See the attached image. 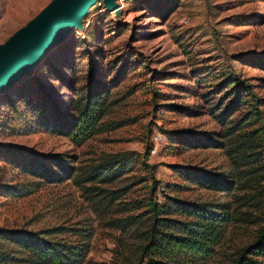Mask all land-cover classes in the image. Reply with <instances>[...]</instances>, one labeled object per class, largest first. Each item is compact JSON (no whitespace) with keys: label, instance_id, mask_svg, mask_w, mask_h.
Here are the masks:
<instances>
[{"label":"rangeland","instance_id":"rangeland-1","mask_svg":"<svg viewBox=\"0 0 264 264\" xmlns=\"http://www.w3.org/2000/svg\"><path fill=\"white\" fill-rule=\"evenodd\" d=\"M49 1L0 0V45ZM120 1L114 12L96 0L80 29L0 90V227L86 240L82 264H138L145 223L109 222L163 192L223 205L231 220L202 264H233L264 220V0ZM89 92L104 94L102 117L75 143L61 130ZM121 153L125 172L83 184L96 189L25 171L59 173L65 163L85 176ZM200 169L221 173L230 189L197 184ZM27 184L33 191L18 196ZM1 249L4 264H35L12 243Z\"/></svg>","mask_w":264,"mask_h":264},{"label":"trees","instance_id":"trees-1","mask_svg":"<svg viewBox=\"0 0 264 264\" xmlns=\"http://www.w3.org/2000/svg\"><path fill=\"white\" fill-rule=\"evenodd\" d=\"M88 94L90 92L80 97L83 101L81 110L61 130V134L75 143H81L88 138L98 128L102 117L104 94ZM127 154L111 156L110 160L90 168L85 176H81L77 167L65 163L59 165V173L45 174L31 168L25 171L34 177H43L52 182L71 178L75 185L90 190L96 188L83 184L97 177H100V182H109L120 177L125 172ZM197 173L194 181L205 188L228 191L231 187L232 181L226 180L221 173L201 169ZM31 187V184L22 186L17 195L31 193ZM122 190L124 189L121 192ZM161 194L163 201L151 199L138 214L111 219L109 225L126 230L137 223H145L138 264H202L213 254L215 246L222 239L223 228L231 220V215L223 209L222 204L187 201L163 192ZM119 195L121 194L117 196ZM262 223L252 242L237 253L233 264H263L256 258H264V220ZM5 241L30 253L35 264H82L88 251L86 240L66 243L51 240L37 231L0 227V264L11 260L1 249V243Z\"/></svg>","mask_w":264,"mask_h":264},{"label":"water","instance_id":"water-1","mask_svg":"<svg viewBox=\"0 0 264 264\" xmlns=\"http://www.w3.org/2000/svg\"><path fill=\"white\" fill-rule=\"evenodd\" d=\"M96 0H50L0 45V90L6 88L37 62L40 56L73 28ZM108 11L117 12L115 0H101ZM117 9V10H116Z\"/></svg>","mask_w":264,"mask_h":264},{"label":"built area","instance_id":"built-area-1","mask_svg":"<svg viewBox=\"0 0 264 264\" xmlns=\"http://www.w3.org/2000/svg\"><path fill=\"white\" fill-rule=\"evenodd\" d=\"M115 2L117 3L118 8H120L121 7V1L120 0H115Z\"/></svg>","mask_w":264,"mask_h":264},{"label":"bare ground","instance_id":"bare-ground-1","mask_svg":"<svg viewBox=\"0 0 264 264\" xmlns=\"http://www.w3.org/2000/svg\"><path fill=\"white\" fill-rule=\"evenodd\" d=\"M119 9V8H118ZM117 10V9H116Z\"/></svg>","mask_w":264,"mask_h":264}]
</instances>
